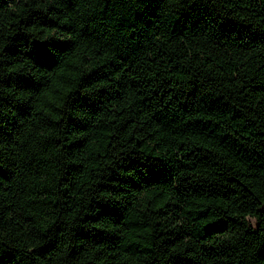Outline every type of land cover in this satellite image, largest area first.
Wrapping results in <instances>:
<instances>
[{"label": "trees", "instance_id": "trees-1", "mask_svg": "<svg viewBox=\"0 0 264 264\" xmlns=\"http://www.w3.org/2000/svg\"><path fill=\"white\" fill-rule=\"evenodd\" d=\"M0 264H264V0H0Z\"/></svg>", "mask_w": 264, "mask_h": 264}]
</instances>
